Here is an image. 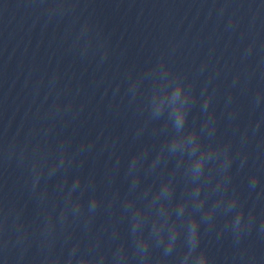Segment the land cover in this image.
<instances>
[{
  "label": "water",
  "instance_id": "water-1",
  "mask_svg": "<svg viewBox=\"0 0 264 264\" xmlns=\"http://www.w3.org/2000/svg\"><path fill=\"white\" fill-rule=\"evenodd\" d=\"M0 264H264V0H0Z\"/></svg>",
  "mask_w": 264,
  "mask_h": 264
},
{
  "label": "clouds",
  "instance_id": "clouds-1",
  "mask_svg": "<svg viewBox=\"0 0 264 264\" xmlns=\"http://www.w3.org/2000/svg\"><path fill=\"white\" fill-rule=\"evenodd\" d=\"M62 163H63V159H61V162H60V164L62 165ZM59 166V165H58ZM36 171V169H35V166H33V168H32V172L34 173ZM55 171V169H53V172ZM53 172H50L49 173V176H51L52 174H53ZM35 181H34V176H33V183H34ZM77 183H79V181L77 180Z\"/></svg>",
  "mask_w": 264,
  "mask_h": 264
}]
</instances>
